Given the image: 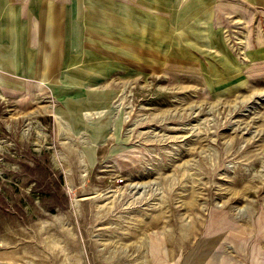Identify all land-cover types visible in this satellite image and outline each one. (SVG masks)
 Masks as SVG:
<instances>
[{"label": "rangeland", "instance_id": "rangeland-1", "mask_svg": "<svg viewBox=\"0 0 264 264\" xmlns=\"http://www.w3.org/2000/svg\"><path fill=\"white\" fill-rule=\"evenodd\" d=\"M181 67L88 129L0 75V264H264V62L217 85Z\"/></svg>", "mask_w": 264, "mask_h": 264}, {"label": "crops", "instance_id": "crops-1", "mask_svg": "<svg viewBox=\"0 0 264 264\" xmlns=\"http://www.w3.org/2000/svg\"><path fill=\"white\" fill-rule=\"evenodd\" d=\"M263 62L264 0H0L1 77L46 83L74 129L153 69L217 85Z\"/></svg>", "mask_w": 264, "mask_h": 264}]
</instances>
